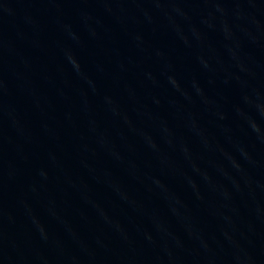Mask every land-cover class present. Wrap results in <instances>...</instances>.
I'll return each instance as SVG.
<instances>
[{
	"label": "water",
	"instance_id": "1",
	"mask_svg": "<svg viewBox=\"0 0 264 264\" xmlns=\"http://www.w3.org/2000/svg\"><path fill=\"white\" fill-rule=\"evenodd\" d=\"M0 264H264V0H0Z\"/></svg>",
	"mask_w": 264,
	"mask_h": 264
}]
</instances>
